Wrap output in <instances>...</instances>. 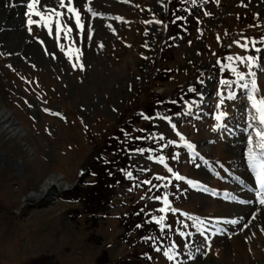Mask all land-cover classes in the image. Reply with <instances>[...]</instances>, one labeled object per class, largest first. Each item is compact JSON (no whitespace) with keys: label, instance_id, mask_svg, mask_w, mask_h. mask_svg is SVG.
I'll use <instances>...</instances> for the list:
<instances>
[{"label":"rangeland","instance_id":"obj_1","mask_svg":"<svg viewBox=\"0 0 264 264\" xmlns=\"http://www.w3.org/2000/svg\"><path fill=\"white\" fill-rule=\"evenodd\" d=\"M30 2L0 0V264H264L252 213L229 239L241 218L205 198L214 179L240 194L216 146L242 133L231 96L264 92V0H39L41 16ZM50 179L64 187L31 199Z\"/></svg>","mask_w":264,"mask_h":264},{"label":"bare ground","instance_id":"obj_2","mask_svg":"<svg viewBox=\"0 0 264 264\" xmlns=\"http://www.w3.org/2000/svg\"><path fill=\"white\" fill-rule=\"evenodd\" d=\"M19 8H21V7H19ZM18 24H19L18 20L14 19L13 16L12 17H8L7 21L5 22V26L7 28H13V30L15 28L18 29ZM233 50H234L233 52L237 56V58H239L242 62H245V59L243 57L244 55H242V53L239 51L240 49L238 50L235 47V48H233ZM246 65L247 64L245 63V67H246ZM257 85H259V84H257ZM240 89H242V90H240ZM240 89H238V90H240L238 92L239 94L236 92V93H234L231 96V98H233L231 101H233V102H232L231 106H229L230 109H228L229 107H227V109L225 108L224 110H222L223 111L222 113L227 119L229 118L231 121L233 120V121H235V123L236 122L238 123L237 125H235L236 128H232L231 129V130H233L232 133H234V132L237 133V131H239L240 128H242V130H241L242 133H241V135H239V133L236 134L234 136V138L232 137V140H235V141L232 142V143L229 142L228 146L225 145V141H223V140H222L223 142H219L220 139L218 138L217 142H219V145L216 146L218 155H221V156L225 155V157H227L229 155V157L226 158L227 159L226 160L227 164L224 161H222V158L219 157L218 155H217L218 159L216 160V162H218V164L224 166V168L229 170V171H230V169L231 170L234 169V170L238 171L237 174H234V175L232 174L234 179L235 178L238 179V180H235L233 182V187L232 188L234 190L237 189V192L240 193V194H234L235 191H233L232 188L230 189V190H232V192L231 191L229 192V191H226V190L225 191H220L221 188H223L222 185H221V182L216 180V179H214V181H211L210 184H211V186H217L218 187L216 189V191H215L216 195L215 196L205 197V198H206V200L210 199V200H213V202H217V204H212V205H214L217 210H220V208H221V212L223 213L222 217L221 216H215L218 213L216 212V209H214V210H211V212H214L215 215L214 214L212 215V213H210L208 215H210L212 217H219V220H222V221L227 222V223H232L234 219L235 220H237V219L240 220V218H241V220L239 221L238 225L236 224L238 226L237 227V231L234 232L235 234L233 233L234 234L233 236H231L230 238L228 237L229 239H233L235 236H237L236 240H238V238L241 237V233L244 232V229L246 227H250L249 226L250 224H248L249 220L248 219L245 220V217L242 218V217L239 216V214H243L245 216L246 214H251L252 213L251 214L252 216L250 217V220L251 221L252 220L255 221L253 223L251 222L252 223L251 224L252 227L254 228V225L257 226V224H258L259 225L258 227L261 230V231H259V233H258V231H255V233H254L255 236H257V234H261L262 235V236H260V235L257 236V240H259L261 237L263 239V236H264V224L262 222V221H264V204H261V205L258 204V198H264V188L261 187V184H260L259 179H258V174H256L257 171H260L259 168L254 170L250 166L249 154H250V150H251V152L253 154H255L256 161H257L258 164L261 163V162H264V148L260 147L261 144H264V139H262V137L257 134V133H264V123H261L260 112L258 110V107L254 106V105H258V102L260 103L261 101H264V92L261 91V88L259 90L258 86L254 87V89H253L254 91L252 93H248L246 91L247 88H240ZM231 90H233V89H231ZM246 97H248L250 99V101H253V103H252V107L253 108L250 109V106H249L247 115H245L244 113H241L242 106L246 103L243 99H245ZM238 99H240V100H238ZM235 102H240L241 105H240L239 108H237V109H235V111H233V105H234ZM225 110H228V111L225 112ZM237 111H239V115L240 114L245 115V117L242 118V119H245V120H242V119L239 120V118L237 119V116H238L237 113H236ZM224 122H225V120H224ZM235 123H232V124L234 125ZM225 124H218V130L221 128V125L224 127ZM241 125H242V127H241ZM247 136H248V140H246L247 142L244 143V145H246L245 146L246 151L244 152L245 154L242 155V157L240 156L241 160H239V158H238L239 155L237 153L241 151L240 149L243 146V142H244V140H245V138ZM249 141H251V143H249ZM225 146L227 147V149L229 147L228 151H225ZM227 152H228V155H226ZM203 155H207V153L205 154V153L202 152L200 154L202 159H204ZM219 158L221 160H219ZM233 158H234V160H233ZM236 159L242 164L234 165L235 163H239V162H237ZM231 161H232V163H231ZM239 167L241 169H239ZM219 176H220V179L222 178V180H223V177L221 175H219ZM194 183L197 184L198 186L204 188V189H207L208 191H211V189H213V188L208 186L210 184L204 185L203 181H201V180L194 181ZM255 184H257L256 191L258 193H260L258 198H255V196H252V195L250 196L249 194H245L247 191L242 189L243 187H247V188H252L253 189V185H255ZM59 187L60 188L64 187V184L62 183L61 179H50L49 181L46 182L41 194L38 195L37 197L36 196H32L31 199H37L38 200V199L41 198L42 195H45L51 189H54V188H58L59 189ZM68 189L69 188H66L65 190H68ZM219 192H220V196H221L219 198L222 199L223 201L224 200L226 201L227 196H231L233 198L237 197L240 201L248 202L250 204L247 205V206L246 205L241 206L239 204H235L234 202L225 203L222 200H219V198H217L219 196ZM227 193H229V195H227ZM218 204H219L220 208H218ZM203 216H206V214H204ZM206 231H208L209 233H216V228L212 224L211 227L206 228ZM258 244H259V242H256V244L254 243V246L258 245ZM250 247H251V245H249V247H246L244 244L243 245H239V246H236V251L238 253H240V255L241 254L243 255L242 252L246 250L245 248L250 249Z\"/></svg>","mask_w":264,"mask_h":264},{"label":"snow or ice","instance_id":"obj_3","mask_svg":"<svg viewBox=\"0 0 264 264\" xmlns=\"http://www.w3.org/2000/svg\"><path fill=\"white\" fill-rule=\"evenodd\" d=\"M68 3L71 4V0H68ZM39 5V0H31L30 3L27 4V8L29 9V14L32 15H37V16H41L43 15L40 11L36 10V6ZM60 6L61 7H65V3H64V0H60ZM89 11H92L91 8L88 9ZM52 13H54V15L56 17H59L61 16L62 14L57 12L55 9H51L50 10ZM68 11L70 13H73L75 15V19H76V24L77 26L79 27H83V25L81 24V21H80V14H79V11L74 8V7H68ZM93 15H95V13H93ZM49 19H51L52 17H48ZM33 21L29 20V23H32ZM69 31H71V29H69ZM254 58L253 57H248V60L251 61L253 60ZM243 78V77H241ZM256 107H258V110L260 112V120H261V123H264V101H261L259 103V105H254ZM56 115H59L58 113H56ZM258 135H260L262 137V139H264V133H257ZM249 143H251V141H249ZM261 148H264V144H261L260 145ZM249 161H250V166L255 170L257 168H259V172H258V179H259V182L261 184V187L264 188V162H261V163H257L256 161V156L255 154H253L250 150V154H249ZM260 203L261 204H264V198H262L260 200Z\"/></svg>","mask_w":264,"mask_h":264},{"label":"trees","instance_id":"obj_4","mask_svg":"<svg viewBox=\"0 0 264 264\" xmlns=\"http://www.w3.org/2000/svg\"><path fill=\"white\" fill-rule=\"evenodd\" d=\"M114 136H116V135H114ZM115 139H117V138H115ZM139 139H141L142 141H146L145 139V136H140V138ZM131 139L129 138V140L128 141H130ZM127 141V142H128ZM115 142V144H110L109 145V143H107V149L109 150L110 149V151H112V153H113V157H117V156H119V157H124V159L127 157V156H121L120 154H118V151H117V148H118V150H120L122 153H124L125 155H126V152H128L127 151V147H128V143H123L124 142V140H121L120 141V139H117V140H115L114 141ZM122 142V143H121ZM114 145L116 146V149H114ZM101 156H96L92 161H93V163L92 164H94V163H99L100 165H106V164H111V162H108V161H106V160H102L101 158H100ZM131 164V163H130ZM112 165V164H111ZM135 170L133 169V168H130V169H127V174L129 175V173L131 172V175H132V172H134ZM131 175H129V176H131ZM140 216V215H139ZM141 217V216H140ZM148 229H150V227H147ZM129 233V232H128Z\"/></svg>","mask_w":264,"mask_h":264}]
</instances>
